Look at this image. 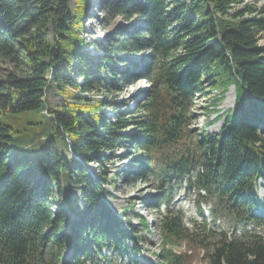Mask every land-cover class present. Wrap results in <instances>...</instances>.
Here are the masks:
<instances>
[{
    "label": "trees",
    "instance_id": "trees-1",
    "mask_svg": "<svg viewBox=\"0 0 264 264\" xmlns=\"http://www.w3.org/2000/svg\"><path fill=\"white\" fill-rule=\"evenodd\" d=\"M88 2L0 0V57L16 68L0 80V264H112V256L141 264L125 219L131 206L117 216L106 198V185L114 183L105 164L119 149L134 167L126 176H152L168 191L152 207L166 205L158 220L159 262L147 264H187L190 255L170 248L183 241L201 247L208 264H264L260 235L245 230L228 239L225 231L190 230L182 212L169 208L171 190L186 181L207 191L214 217L264 224L253 213L259 180L264 190V6L102 0L110 15L138 22L115 39L87 42ZM86 45L101 54L90 55ZM127 54L140 58L130 71L116 66L129 62ZM140 79L151 90L134 112L92 95ZM230 86L234 107L220 132L196 136V96ZM50 89L66 103L51 106ZM105 106L113 118L101 113ZM130 126L136 134L128 136ZM24 140L30 152L18 148ZM91 163L98 172L88 170Z\"/></svg>",
    "mask_w": 264,
    "mask_h": 264
},
{
    "label": "rangeland",
    "instance_id": "rangeland-1",
    "mask_svg": "<svg viewBox=\"0 0 264 264\" xmlns=\"http://www.w3.org/2000/svg\"><path fill=\"white\" fill-rule=\"evenodd\" d=\"M246 4H254L257 7L264 6V0H243ZM70 7L74 5V0H69ZM87 16L84 18V28L87 34H83L87 42L94 40H107V38H117L120 37L122 33H125L129 29V25L132 23H137L135 17H131L129 20L120 17L112 16L103 7L102 0H89L87 7ZM259 45H264V34H261L259 38ZM86 52L90 55L97 56L99 53V48L92 45L85 46ZM125 57L129 60L128 63L122 65L117 64L116 66L120 69H127L130 71L132 65L130 62H140L138 55L127 54ZM94 57L91 58L93 62ZM97 61V59L95 60ZM9 73H16V68L6 59L0 57V80L6 78ZM151 90L150 82L140 79L135 83L129 85L126 84L121 91L109 92L105 89L99 90L100 92H95L92 95L95 97H102L106 102L120 103L123 107L129 108L130 112H134L138 109L139 104H141L149 95ZM232 100V101H231ZM235 93L233 86L228 87L226 91H221L219 89H209L206 94H199L193 101L191 112L194 115L192 120L191 130L196 136H200V133H211L218 134L224 125L227 113H229L234 107ZM215 101V102H214ZM48 102L51 106L66 103L65 99L56 94L54 89H50L48 92ZM229 104V105H228ZM111 107L105 106L102 108L101 113H103L108 118H113V112L110 110ZM124 133L128 136L136 134V130L133 126L128 127ZM30 141H21L18 148L23 150L28 149L30 152ZM28 147V148H27ZM64 150V149H63ZM65 151V150H64ZM127 152L119 149L111 155L109 161L105 164L108 171L109 178L114 184H107L106 189L109 190L111 195L106 194V198L109 201L110 207L115 212H120L130 205L131 208L126 211L125 219L127 226H131L134 229L133 238L138 243L140 248V253L135 257V260L141 264H147L148 262H159L156 257V253L160 252V242L161 237L158 230V220L160 219V214L164 212L162 207L156 212L152 209L155 204L154 201L158 200L162 196L168 195V191L158 188V181L152 176H148L146 181L143 180H133L125 174L129 171H134V167H130L128 161L120 156H123ZM129 154L134 156L135 153L129 152ZM119 155V157H116ZM93 172H98L97 164L91 163L88 166ZM125 171V173L120 176V173ZM111 185L115 187L110 188ZM74 194H77V190H74ZM169 198V206L174 210H181V207L186 210L183 205L184 198L187 196V192L184 190V186H175L171 190ZM207 203L210 207V212L205 213V218L198 216L196 221L198 224L194 225L196 230H200L204 225L206 229L212 231H230L232 228H236V222L228 215L224 213L217 217H213L211 211L213 209V199L207 198ZM80 204V203H79ZM123 212V211H122ZM141 214L148 221V227L145 228L142 224L138 222V215ZM71 218H75L71 215ZM184 224L189 227L193 226L192 223L187 222L183 218ZM126 227V226H125ZM193 229V227L191 228ZM243 232V230H241ZM254 234H258L264 237V224L255 228ZM130 245V244H128ZM131 246V245H130ZM173 250L179 249L182 253H188L186 250H190V257L187 264H208L206 260L205 253L196 244H185L178 246L177 244L170 245ZM107 253V251L105 250ZM133 257V253L129 254ZM96 264H105L103 261H98ZM112 264H128L126 258L120 259L112 256Z\"/></svg>",
    "mask_w": 264,
    "mask_h": 264
},
{
    "label": "bare ground",
    "instance_id": "bare-ground-1",
    "mask_svg": "<svg viewBox=\"0 0 264 264\" xmlns=\"http://www.w3.org/2000/svg\"><path fill=\"white\" fill-rule=\"evenodd\" d=\"M232 101V100H231ZM229 105V104H228Z\"/></svg>",
    "mask_w": 264,
    "mask_h": 264
}]
</instances>
